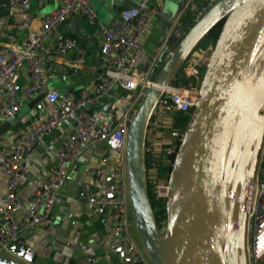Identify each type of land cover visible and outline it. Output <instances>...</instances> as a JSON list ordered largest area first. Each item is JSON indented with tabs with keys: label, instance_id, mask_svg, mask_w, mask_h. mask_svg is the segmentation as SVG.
Returning <instances> with one entry per match:
<instances>
[{
	"label": "built area",
	"instance_id": "2783aa9c",
	"mask_svg": "<svg viewBox=\"0 0 264 264\" xmlns=\"http://www.w3.org/2000/svg\"><path fill=\"white\" fill-rule=\"evenodd\" d=\"M54 1L57 2V9L36 30L30 29L27 22L13 26L18 30L27 29L28 34L22 44L16 43L15 38L10 36L7 53L0 47V125L18 115L23 102L21 98L33 99L46 94V101L52 105L47 116L31 122L11 142L0 144V161L7 178L5 197L0 205V255L10 254L11 258L12 254L16 257L9 252V248L19 243L23 232L51 224L54 209L61 202L60 191L69 179L70 167L88 150L106 143L109 153L103 156L101 165L91 171L97 178L95 188L100 195L89 199L90 217H97L109 208L112 218L111 247L124 249V259H128L125 264H151L131 232L135 224L129 199L127 144L130 125L141 103L151 89L157 88L150 80L158 72L156 64L159 60L164 62L173 52L169 50L168 37L159 42L150 59L144 51V39L161 12L150 4V0H141L129 9L120 10L118 17L108 26H100L101 55L105 67L103 80L92 95L83 93L80 98L71 99L57 91L49 92L48 84L54 78L52 58L66 56L78 49L77 42L63 39L53 49L47 48L45 42L66 19L82 16L89 25H95L97 13L91 0ZM217 1L182 0L171 22L172 27L180 26L181 19L194 5L196 7L192 11L197 22ZM10 4L23 13L31 8V0H11ZM4 21L0 18V25ZM213 52L212 44L205 49L197 48L175 82L169 87L159 88L164 95L148 124L144 149L146 179L155 210L161 213L157 225L162 236L167 231L170 175L185 133V130L173 126V115L192 116ZM85 59L84 50L78 49L71 66L74 74L83 68ZM23 67H28L31 73V82L25 88L19 85V72ZM113 85L127 92L130 98L125 106L111 111L107 123H102L100 115L92 113L89 108L104 99ZM67 122L71 125V135L55 153V164L49 169L45 182L35 192L29 205L20 204L17 191L25 173L24 160L49 132ZM166 131L168 135H165ZM162 169L168 170L167 177L161 176ZM103 177L109 179L108 185L103 184ZM246 216L248 264H264V136L249 191Z\"/></svg>",
	"mask_w": 264,
	"mask_h": 264
},
{
	"label": "water",
	"instance_id": "95a60500",
	"mask_svg": "<svg viewBox=\"0 0 264 264\" xmlns=\"http://www.w3.org/2000/svg\"><path fill=\"white\" fill-rule=\"evenodd\" d=\"M114 1L115 8L129 9L141 0ZM220 23L224 26L170 175L167 231L162 236L146 179L148 124L164 95L159 88L175 82L189 56ZM156 68L150 80L157 88L141 103L127 144L130 206L143 249L151 264H248L246 205L264 136V0L217 1ZM45 97L37 96L31 104ZM16 118L3 123L0 134ZM114 250L126 258L123 248ZM9 252L17 259L0 255V264L37 261L22 242Z\"/></svg>",
	"mask_w": 264,
	"mask_h": 264
},
{
	"label": "crops",
	"instance_id": "0c3cea01",
	"mask_svg": "<svg viewBox=\"0 0 264 264\" xmlns=\"http://www.w3.org/2000/svg\"><path fill=\"white\" fill-rule=\"evenodd\" d=\"M91 2L97 13L95 25H89L79 16L68 18L57 26L45 42L47 48L53 49L58 41L73 39L77 42V48L84 50L86 57L85 65L78 74L71 70L78 49L70 51L63 57H53L54 78L48 84L49 92L57 91L62 96L78 99L83 93L92 95L103 80L105 67L101 55L99 28L112 23L122 9L115 8L114 0ZM181 2L182 0L180 4ZM150 4L159 8L161 16L154 19L144 39V51L148 59L152 57L163 38L168 37L169 50H174L180 33H176L180 26L172 27V20L162 18L164 0H150ZM57 7L54 0H31L30 10L23 13L20 9H13L8 2L0 3V18L5 19L0 25V47L7 53L10 36L15 38L16 43L22 44L28 31L24 28L14 29L13 26L27 22L30 29L36 30ZM30 82V70L23 67L19 72V85L25 88ZM129 98L127 92L113 85L104 99L90 106L89 110L99 114L102 123H107L111 111L116 107L125 106ZM33 99L21 98L23 102L20 112L11 129L0 134V144L11 142L15 136L23 133L31 122L49 114L52 105L46 98L39 104L32 105ZM70 135V123H63L49 132L26 157L23 164L25 173L17 191V201L20 204L29 205L35 192L45 182L49 169L54 166L55 153L64 146ZM107 153L108 145L100 143L78 159L69 169V179L60 191L61 202L54 209L51 224L35 227L21 234L19 243L27 245L37 256L35 264H125L124 257L111 247L110 209L97 217H90L89 199L100 195L95 188L97 178L91 171L101 165L102 158ZM78 177L79 180L76 181ZM101 180L105 185L110 183L108 178L103 177ZM6 182L7 178L0 161V205L5 197ZM131 232L139 242L135 227ZM7 257H10V254ZM11 258L17 259L12 254Z\"/></svg>",
	"mask_w": 264,
	"mask_h": 264
},
{
	"label": "trees",
	"instance_id": "16d2710c",
	"mask_svg": "<svg viewBox=\"0 0 264 264\" xmlns=\"http://www.w3.org/2000/svg\"><path fill=\"white\" fill-rule=\"evenodd\" d=\"M196 23L195 21V12H187L184 17L181 19V25H180V33H179V39L178 42L185 36V34L189 31V29ZM224 26V23H220L219 25H217L211 32H209L204 39L201 41V43L199 44L198 48L204 49L203 47H205L206 44H212L214 47L220 37L222 28ZM178 44V43H177ZM175 46H177L175 44ZM177 82V81H176ZM173 120H174V124L173 126L175 128H180L182 130H185L187 125L189 124L191 117L190 116H185L182 114H174L173 115ZM167 169H162L161 170V176L162 177H167ZM148 195H149V199L151 201V205L153 208V211L155 213V217H156V222L158 224V216L161 214H158V211L155 210L154 207V202L152 201V195L150 192V189L148 187ZM143 247V246H142Z\"/></svg>",
	"mask_w": 264,
	"mask_h": 264
},
{
	"label": "rangeland",
	"instance_id": "374dc122",
	"mask_svg": "<svg viewBox=\"0 0 264 264\" xmlns=\"http://www.w3.org/2000/svg\"><path fill=\"white\" fill-rule=\"evenodd\" d=\"M181 0H164L165 3V8H163V12H162V18L168 21H171L174 19V17L176 16L177 10H178V6L180 4ZM152 2V1H151ZM199 4V3H197ZM194 5V4H193ZM192 5V6H193ZM195 5L193 6V8H190L188 10V12H192V10L195 9ZM208 46V44L205 45V47H203L204 49ZM215 48V47H214ZM201 49V48H199ZM182 75V73H181ZM180 75V76H181ZM168 131L165 132V135H168ZM139 238V237H138ZM139 243L141 244L140 240ZM142 245V244H141Z\"/></svg>",
	"mask_w": 264,
	"mask_h": 264
}]
</instances>
